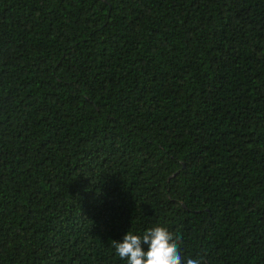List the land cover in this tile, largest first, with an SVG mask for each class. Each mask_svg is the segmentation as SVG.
I'll return each instance as SVG.
<instances>
[{
    "label": "trees",
    "instance_id": "1",
    "mask_svg": "<svg viewBox=\"0 0 264 264\" xmlns=\"http://www.w3.org/2000/svg\"><path fill=\"white\" fill-rule=\"evenodd\" d=\"M154 226L264 264V0H0V264Z\"/></svg>",
    "mask_w": 264,
    "mask_h": 264
},
{
    "label": "clouds",
    "instance_id": "2",
    "mask_svg": "<svg viewBox=\"0 0 264 264\" xmlns=\"http://www.w3.org/2000/svg\"><path fill=\"white\" fill-rule=\"evenodd\" d=\"M181 243L180 235L154 226L139 235L128 230L122 241H112V247L126 264H202L201 259L182 257Z\"/></svg>",
    "mask_w": 264,
    "mask_h": 264
}]
</instances>
